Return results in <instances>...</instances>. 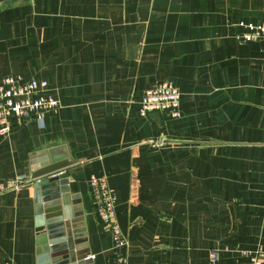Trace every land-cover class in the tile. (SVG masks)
I'll use <instances>...</instances> for the list:
<instances>
[{"label":"crops","instance_id":"1","mask_svg":"<svg viewBox=\"0 0 264 264\" xmlns=\"http://www.w3.org/2000/svg\"><path fill=\"white\" fill-rule=\"evenodd\" d=\"M248 24H264V0H0V81L47 80L61 105L0 135V264H39L33 182L1 185L29 179L31 155L49 148L77 160L89 264H256L264 39L240 38ZM164 80L181 116H142ZM93 174L117 194L124 246L95 209Z\"/></svg>","mask_w":264,"mask_h":264},{"label":"built area","instance_id":"2","mask_svg":"<svg viewBox=\"0 0 264 264\" xmlns=\"http://www.w3.org/2000/svg\"><path fill=\"white\" fill-rule=\"evenodd\" d=\"M248 31L239 36L244 40L264 39V24H248ZM181 92L169 80L147 88L141 100L140 114L148 116L151 112L166 113L172 118L181 116ZM60 101L55 97L47 80H26L20 75H10L0 81V135L7 136L14 126L23 125L28 121H35L44 125L46 115L51 111H58ZM150 142H154L151 140ZM33 182L25 175L17 176L2 184V189H19L26 183ZM89 185L92 189L93 203L102 222L110 230L116 246L128 243L119 224L116 212L117 194L109 186L103 176L91 175ZM260 253L253 260L259 264ZM211 261H217V252L211 251Z\"/></svg>","mask_w":264,"mask_h":264},{"label":"water","instance_id":"3","mask_svg":"<svg viewBox=\"0 0 264 264\" xmlns=\"http://www.w3.org/2000/svg\"><path fill=\"white\" fill-rule=\"evenodd\" d=\"M151 116L161 120L160 112ZM31 175L35 189L36 224L45 231L39 237V264H89L85 229L81 228L83 208L80 196L72 194L70 167L77 164L67 153L49 148L31 155Z\"/></svg>","mask_w":264,"mask_h":264}]
</instances>
